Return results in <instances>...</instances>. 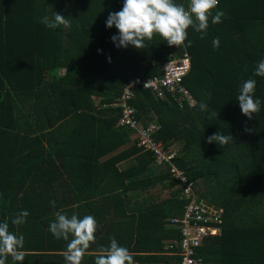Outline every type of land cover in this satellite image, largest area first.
<instances>
[{"label":"trees","instance_id":"1","mask_svg":"<svg viewBox=\"0 0 264 264\" xmlns=\"http://www.w3.org/2000/svg\"><path fill=\"white\" fill-rule=\"evenodd\" d=\"M186 4L0 0V264L175 259L167 220L187 200L113 104L182 47L195 103L142 88L129 103L155 140L181 142L175 164L222 209L220 234L195 249L202 264H264V0H198L179 32Z\"/></svg>","mask_w":264,"mask_h":264},{"label":"built area","instance_id":"2","mask_svg":"<svg viewBox=\"0 0 264 264\" xmlns=\"http://www.w3.org/2000/svg\"><path fill=\"white\" fill-rule=\"evenodd\" d=\"M215 3V0H208ZM198 5V0H187L186 8L176 25L180 32L187 23L191 12ZM176 43H181L178 36ZM182 46V44H181ZM190 67L189 56L182 47L178 57H170L162 62L158 74L152 76H133L122 85L118 98L113 106L120 109L115 123L130 131V138L135 141L141 150H148L152 156V163L157 166L165 165L171 178L181 186L180 195L186 199L180 215L171 216L167 224L178 229L179 238L168 243V253L175 259L166 264H202L201 257L197 256L195 249L203 244L207 237L217 236L221 232L222 209L199 197L193 181L188 180L184 170L175 164L178 150L171 144H164L154 139V132L158 126L154 122L143 125L135 117V109L129 103L137 88L148 89L157 98L173 101L179 108L184 104L192 106L195 99L183 84V78Z\"/></svg>","mask_w":264,"mask_h":264},{"label":"rangeland","instance_id":"3","mask_svg":"<svg viewBox=\"0 0 264 264\" xmlns=\"http://www.w3.org/2000/svg\"><path fill=\"white\" fill-rule=\"evenodd\" d=\"M180 144H181V142H179V141H175L174 143H172L171 145L173 146V147H175L176 148V150H179V148H180ZM178 155V154H177ZM131 163H133V160H132V158H129V159H127V160H125L122 164H119V165H117L118 167H122L124 164H131ZM160 186H157V188H159ZM157 188H154V189H150L149 191H147V192H154L155 191V194H154V196L156 197V198H160V197H164L165 195H166V190H162L161 192H156V189ZM129 195V194H128ZM131 197V196H130Z\"/></svg>","mask_w":264,"mask_h":264},{"label":"crops","instance_id":"4","mask_svg":"<svg viewBox=\"0 0 264 264\" xmlns=\"http://www.w3.org/2000/svg\"><path fill=\"white\" fill-rule=\"evenodd\" d=\"M125 161V160H124ZM124 161H121V162H119V164H122ZM118 164V165H119ZM126 164H124L123 166H125ZM127 165H129V164H127ZM122 166V167H123ZM121 167V168H122ZM120 168V167H119ZM146 193V191L144 190V191H142V192H140V191H138V190H130L129 192H127V194L126 195H128V196H131L130 198H132V199H135V197H139V196H142V195H144ZM169 243V242H168ZM165 253V252H164ZM166 253L167 254H169L168 253V251H166ZM126 264H136V262H134V261H132V262H127Z\"/></svg>","mask_w":264,"mask_h":264}]
</instances>
